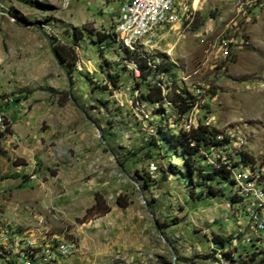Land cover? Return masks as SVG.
Returning a JSON list of instances; mask_svg holds the SVG:
<instances>
[{"label":"rangeland","instance_id":"rangeland-1","mask_svg":"<svg viewBox=\"0 0 264 264\" xmlns=\"http://www.w3.org/2000/svg\"><path fill=\"white\" fill-rule=\"evenodd\" d=\"M122 1L0 0V97L12 100L0 130V252L6 238L69 240L76 250L57 264H264L252 202L232 205L234 184L218 181L224 195L201 200L196 180L179 176L183 160L161 152L163 131L203 125L235 135L226 152L202 149L204 168L245 153V170L264 174V0H189L190 14L159 32L147 54L169 72L149 82L186 92L184 115L142 100L147 84L110 40ZM97 194L111 212L86 221Z\"/></svg>","mask_w":264,"mask_h":264},{"label":"built area","instance_id":"built-area-1","mask_svg":"<svg viewBox=\"0 0 264 264\" xmlns=\"http://www.w3.org/2000/svg\"><path fill=\"white\" fill-rule=\"evenodd\" d=\"M179 12H182L183 18L190 14L189 0H123L117 14L114 31L118 45L122 50H127L131 54H147L159 37V32L178 23ZM148 64L150 68L155 69L153 64L150 62ZM131 65L136 78H139L140 72L137 66L134 63ZM11 103V99L0 97V130H5L8 126L5 107ZM225 139L228 142L216 147V150L224 149L226 152L232 149L235 135L229 133L224 139L220 137L218 140L224 141ZM240 158L237 156L238 160L231 161L230 157L225 156L224 161L216 165V168L219 169L223 165L230 172L236 188V197L242 200L241 203L252 202L248 210L251 224L257 233H263L264 174L256 171L253 166L245 170ZM153 168L156 170L154 166ZM241 203L239 204L242 205ZM8 233L7 231L6 234ZM3 242L0 264H57L58 260L71 256L76 250V245L69 240L52 241L44 245L22 238L15 242L12 238H6Z\"/></svg>","mask_w":264,"mask_h":264},{"label":"trees","instance_id":"trees-1","mask_svg":"<svg viewBox=\"0 0 264 264\" xmlns=\"http://www.w3.org/2000/svg\"><path fill=\"white\" fill-rule=\"evenodd\" d=\"M13 18H16L15 15L12 14ZM110 40L118 44L117 36L112 34L110 36ZM57 56L61 59V52L57 51ZM126 58L129 62L134 63L137 66L138 71L140 72V80L142 84H147V92L142 95V100L144 102L157 105H165L175 108L180 115L186 114L190 108L192 107V101L189 102L188 96L186 92H182L177 86L176 83L172 81L171 86L167 88L170 94H174V97H170V95H164V89L161 85H153L149 82V78H155L157 75L155 74H167L168 69L163 68L162 66H156L155 69L149 67L150 57L147 54L137 53L131 54L129 51L125 50ZM69 63V61H68ZM71 65V63H70ZM111 84L116 88L118 81L114 77H111ZM27 99H19L18 103H21ZM192 104V105H191ZM191 105V106H190ZM162 129V128H161ZM163 147H161V152L165 159H172L173 157H179L183 160V170L180 171V178L184 180V182H193L195 181L197 186L201 189V193L199 198L202 200L203 198L217 197L218 194H223V190H218L213 187L212 183L214 181L222 182H231L233 185V181L230 178V172L226 169L225 166L222 165L221 168L209 167L204 168L202 166V149L209 148L211 146L219 147L224 143H227V139L224 141H220L217 139V135H214L212 131L208 129L207 126L199 125L196 129H192L190 132L183 133H171L169 130L163 131ZM161 133V131H159ZM3 134H0L2 137ZM166 143L167 146H164ZM155 144V143H154ZM157 145V144H155ZM241 156V161H249V156L243 153ZM197 177V178H196ZM240 198L231 199L232 205L241 203ZM116 205L121 209H127L129 207V202L125 198L119 197L116 200ZM111 212V208L107 206L104 198L97 194L95 196V204L91 207L87 215L85 216L86 221L95 218V217H103ZM216 245L219 250H225L227 241L223 239L217 238L215 240Z\"/></svg>","mask_w":264,"mask_h":264},{"label":"water","instance_id":"water-1","mask_svg":"<svg viewBox=\"0 0 264 264\" xmlns=\"http://www.w3.org/2000/svg\"><path fill=\"white\" fill-rule=\"evenodd\" d=\"M4 13V12H3ZM4 14H6V13H4ZM9 15V14H8ZM15 23L18 25V26H21L20 24H18L17 23V21L15 20ZM23 27H29V26H32L30 23L28 24V23H26V24H24V25H22ZM36 30H38L39 31V33L43 36V38L45 39V41H46V43H47V45H48V47H49V49H50V51H51V53H52V56H53V58L55 59V61H56V63L59 65V67L62 69L63 67L61 66V64H60V60H59V57L57 56V53H56V51H55V49L53 48V46H52V44H51V42H50V39H49V37H48V35L43 31V29H40V28H38V27H35V26H33Z\"/></svg>","mask_w":264,"mask_h":264},{"label":"bare ground","instance_id":"bare-ground-1","mask_svg":"<svg viewBox=\"0 0 264 264\" xmlns=\"http://www.w3.org/2000/svg\"><path fill=\"white\" fill-rule=\"evenodd\" d=\"M198 3H199V1H198V0H196V1H195V7L198 5Z\"/></svg>","mask_w":264,"mask_h":264},{"label":"crops","instance_id":"crops-1","mask_svg":"<svg viewBox=\"0 0 264 264\" xmlns=\"http://www.w3.org/2000/svg\"><path fill=\"white\" fill-rule=\"evenodd\" d=\"M6 112V111H5Z\"/></svg>","mask_w":264,"mask_h":264}]
</instances>
